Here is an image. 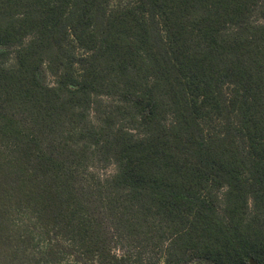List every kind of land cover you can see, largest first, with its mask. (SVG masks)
<instances>
[{
	"label": "trees",
	"instance_id": "1",
	"mask_svg": "<svg viewBox=\"0 0 264 264\" xmlns=\"http://www.w3.org/2000/svg\"><path fill=\"white\" fill-rule=\"evenodd\" d=\"M0 264H264V0H0Z\"/></svg>",
	"mask_w": 264,
	"mask_h": 264
},
{
	"label": "rangeland",
	"instance_id": "2",
	"mask_svg": "<svg viewBox=\"0 0 264 264\" xmlns=\"http://www.w3.org/2000/svg\"><path fill=\"white\" fill-rule=\"evenodd\" d=\"M104 101L108 102L107 99H104ZM114 173H115V166H113V165H108V166L95 165L93 170H92V172L90 171L89 177H90L91 181L92 180H100V179H102L104 177L111 176ZM91 174H92L93 177H91ZM129 244L130 243H126L125 247L132 248ZM133 245L136 246V244H133ZM114 251L121 254L122 251H126V249L122 248V246H121V247L114 248ZM145 253H146L147 256H150L149 252H145Z\"/></svg>",
	"mask_w": 264,
	"mask_h": 264
}]
</instances>
